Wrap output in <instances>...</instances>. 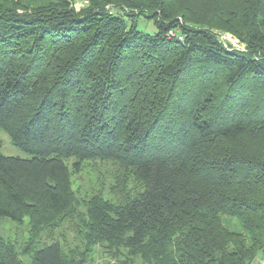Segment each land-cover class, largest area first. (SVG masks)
Wrapping results in <instances>:
<instances>
[{"label": "trees", "instance_id": "1", "mask_svg": "<svg viewBox=\"0 0 264 264\" xmlns=\"http://www.w3.org/2000/svg\"><path fill=\"white\" fill-rule=\"evenodd\" d=\"M33 1L0 0V130L28 155L0 154V220L35 237L75 203L65 160L76 172L108 160L142 191L87 199L86 249L117 264L264 253V0ZM26 252L28 264H84L58 242ZM0 264H25L1 235Z\"/></svg>", "mask_w": 264, "mask_h": 264}, {"label": "rangeland", "instance_id": "2", "mask_svg": "<svg viewBox=\"0 0 264 264\" xmlns=\"http://www.w3.org/2000/svg\"><path fill=\"white\" fill-rule=\"evenodd\" d=\"M187 1L191 2L192 5H196L195 8L200 10L205 6L210 7L215 3L222 2V0ZM72 6L75 11L79 12L87 7V2L76 0ZM138 29L145 33L154 32L151 23L143 20L139 21ZM218 34L219 38L225 41L226 35L231 36L220 32ZM0 154L8 157H28V155L12 146L6 134L1 130ZM75 161V158L65 160L71 175V185L75 197V203L66 214L54 220L48 227H43L36 233L35 237L27 221L17 225L7 219L0 220V235L15 248L25 264L29 263V255L26 252L28 246L33 249L53 242H58L62 246L64 257L68 263L82 260L84 264H117L120 261L119 258H114L102 247L85 248L83 227L85 202L92 196H100L109 201L120 203L126 198H131L140 193L142 185L137 180L131 167L108 160H85L76 172L73 169Z\"/></svg>", "mask_w": 264, "mask_h": 264}, {"label": "built area", "instance_id": "3", "mask_svg": "<svg viewBox=\"0 0 264 264\" xmlns=\"http://www.w3.org/2000/svg\"><path fill=\"white\" fill-rule=\"evenodd\" d=\"M226 36H227L225 38L226 41L225 40H223V41L228 43L232 49H236L238 51H244L245 50L244 46L242 44H240L236 38L229 36V35H226ZM251 264H264V253H262L261 255L256 257Z\"/></svg>", "mask_w": 264, "mask_h": 264}]
</instances>
